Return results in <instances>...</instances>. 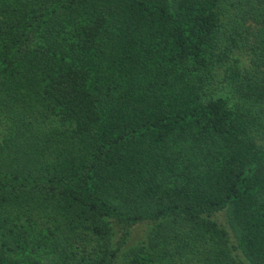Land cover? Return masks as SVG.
<instances>
[{"label": "trees", "instance_id": "1", "mask_svg": "<svg viewBox=\"0 0 264 264\" xmlns=\"http://www.w3.org/2000/svg\"><path fill=\"white\" fill-rule=\"evenodd\" d=\"M0 264H264V0H0Z\"/></svg>", "mask_w": 264, "mask_h": 264}, {"label": "rangeland", "instance_id": "2", "mask_svg": "<svg viewBox=\"0 0 264 264\" xmlns=\"http://www.w3.org/2000/svg\"><path fill=\"white\" fill-rule=\"evenodd\" d=\"M216 218L229 229L233 236L235 235L228 223L227 214L225 211L217 213ZM150 228L151 225L146 223H142L134 227L132 233L130 234V239H128L127 243H125L124 248H130V246L138 244L142 240H146Z\"/></svg>", "mask_w": 264, "mask_h": 264}]
</instances>
